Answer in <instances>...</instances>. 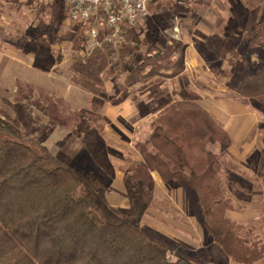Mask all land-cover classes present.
Segmentation results:
<instances>
[{"label": "trees", "instance_id": "obj_1", "mask_svg": "<svg viewBox=\"0 0 264 264\" xmlns=\"http://www.w3.org/2000/svg\"><path fill=\"white\" fill-rule=\"evenodd\" d=\"M168 1L154 0L136 27L122 24L115 44L114 30L100 28L98 47L83 49L86 54L74 61L73 73L95 89L103 88L112 76L120 90L180 74L185 50L180 45L164 47L166 41L157 43L153 33L156 21L170 12ZM61 3H49L53 23L63 14ZM93 22L82 26L89 30ZM78 36L83 37L81 32ZM213 47L208 69L220 80H229L226 86L235 102L264 116V17L236 37L218 38ZM162 97L150 111V131L135 141L139 158L123 168L126 211L109 204V187L99 171L74 170L47 146L28 138L9 112L0 110V264H203L200 252L174 247L141 226L153 205V173L164 185L184 189L215 258L241 264L264 260V242L246 237L244 227L227 217L235 207L220 176L232 145L229 134L191 96L173 101ZM75 120L73 133L99 170L113 177L114 169L99 147L105 132L98 124L101 118L81 110ZM261 160L264 171V150Z\"/></svg>", "mask_w": 264, "mask_h": 264}, {"label": "rangeland", "instance_id": "obj_2", "mask_svg": "<svg viewBox=\"0 0 264 264\" xmlns=\"http://www.w3.org/2000/svg\"><path fill=\"white\" fill-rule=\"evenodd\" d=\"M165 3L170 12L165 14L164 20L158 19L155 23L153 33L157 43L164 39V47L173 44L182 46L184 50L195 49L197 56L191 61L199 59L204 65H207L209 49H215L214 41L236 37L264 17V0H169ZM50 5L36 4L33 0H0V110L9 112L19 121L28 138L47 146L74 170L99 171L108 184V193L122 203L127 198L125 189L121 190L122 184L114 179V175L109 178L99 170L82 142L80 144L76 140L73 132L75 118L80 111L99 115L101 120L96 123L105 131L99 139V147L103 148L113 169L118 168L124 173L123 168L130 164L131 159L139 158L135 141L150 131L153 115L132 120L119 118L112 123L103 117L104 100H113L110 104L114 106L121 99H116L117 96L132 93L139 99L138 106L147 112L157 107L161 96L170 97L171 101L174 97L191 96L208 112L228 114L232 108L223 100L232 99L226 86L229 80H220L203 65L198 66L196 71L183 74L175 80V84L165 78L161 83L149 80L135 89L120 90L111 76L104 82L103 88L95 89L79 80L72 71V65L86 54L83 49H95L99 43L89 36L87 27L68 18L62 3L63 14L59 23H53ZM151 19L155 21V18ZM96 24V21L92 23ZM80 32L82 39L78 36ZM143 33L139 30L141 36ZM119 39L118 35L111 37L114 44ZM174 57L178 58L179 54ZM252 60L256 61V57L253 56ZM223 67L226 65L223 64ZM122 76L125 77V74ZM37 105L47 108L48 112L38 109ZM247 109L256 113L257 125L250 130L245 141L239 143L240 147L234 150V154L230 152L224 157V173L220 178L226 196L233 201L234 210L251 213L250 224L247 220L242 225L246 237L264 242V171L261 160L264 116L252 108ZM216 119L222 124L218 116ZM233 119L229 117L225 122H231L236 132L249 128L244 120ZM214 150L217 151V148ZM154 175V202L149 213L142 218L141 226L157 232L174 247L200 252L203 264H214L213 258L217 253L210 249L200 225L198 233L195 232L197 223L188 206L185 191L165 186L157 174ZM125 204L127 207L118 209L128 210V202ZM208 248L210 252H207Z\"/></svg>", "mask_w": 264, "mask_h": 264}, {"label": "crops", "instance_id": "obj_3", "mask_svg": "<svg viewBox=\"0 0 264 264\" xmlns=\"http://www.w3.org/2000/svg\"><path fill=\"white\" fill-rule=\"evenodd\" d=\"M194 56H197V51H195V49H191V48L185 49V68L180 74H178L173 79H171L173 81V84H175V80L178 78H181V76L183 74L186 75L188 73V71H192V70L196 71L198 66L204 65L202 63V61L199 62V59L198 60L196 59V62L191 61V58ZM204 66L206 69H208L207 65H204ZM118 98H121V99H118ZM116 99H118L119 101L117 100L115 102L114 106H112L110 104L113 102V100L112 101L109 99L104 100L105 101L104 102L105 108L103 109V117L105 119H108L109 121H112V123L116 119L118 120L119 118H123V119L131 118V120H132V118L138 119L141 117H146V116L149 117L150 115H153L150 113V110L147 112L146 111L143 112L142 108H140V106H138V104H137L139 99H137L136 97H133L132 93L127 95V96H124V97L117 96ZM117 102H118V104H117ZM223 102H227V105L232 108V109H229L230 112L228 114H223V112H222L221 114L217 115L215 112H212V111H210V112L215 117L218 116V118L221 120L225 130L227 131L230 138L232 139V145L229 148V151L234 154L235 153L234 150H238V148L240 147V144H241L240 142L245 141V139L247 138V135L250 134V130L253 129L254 127H256L257 119H256V117H254V116H256V113L249 111L246 107L235 102L233 99L223 100ZM229 117L230 118L234 117L233 121L238 120V119H240L241 121L244 120L245 122H247V124H249L246 126L249 128L248 129L245 128V130L243 132H236L235 130H233L231 122L229 124L227 122H225L226 119H228ZM245 122H243V123H245ZM133 126H134V123L132 124V127ZM76 140L79 141L81 144V140L78 137H76ZM84 148H86V147L84 146ZM242 149L245 150L246 148L244 146H242ZM89 158L91 159L90 156H89ZM114 171H115L114 176L116 177V178L114 177V179L122 184L121 190L123 191V189H125V191H126L125 185H123L124 173L118 168L115 169ZM154 174H157V173H153V177L155 176ZM157 176H158L159 180L162 182L160 176L158 174H157ZM154 180L156 182V177H154ZM174 189L175 190L177 189L181 192L184 191L183 188H174ZM125 193L127 196V191ZM107 200L111 206H113L115 208H120V209L123 207H127L125 203L128 202V208H129L128 197L126 198L127 201L123 200V202L120 203L116 197H114V196L112 197V194L108 193L107 194ZM153 202H154V200H153ZM180 208L185 209L184 206H180ZM149 211H150V209H149ZM149 211H148V213H149ZM250 215H251L250 212H237L235 210H230L227 212V217L236 221L240 225H243L247 220H248V223L250 224V220H251L249 218ZM196 223H197V226H196L195 232L198 233L199 228L201 229V226L198 228L199 224H198L197 220H196ZM197 236L199 237V235H197ZM196 249H198V248H196ZM207 250L209 251L210 249L208 248ZM213 261H214V264H241V263L232 261L231 259H227V258L218 259V257L215 259L213 258ZM256 264H264V260H262Z\"/></svg>", "mask_w": 264, "mask_h": 264}, {"label": "built area", "instance_id": "obj_4", "mask_svg": "<svg viewBox=\"0 0 264 264\" xmlns=\"http://www.w3.org/2000/svg\"><path fill=\"white\" fill-rule=\"evenodd\" d=\"M57 0H36L38 4H49ZM68 18L79 25H88L94 19L96 25L88 30L95 40L100 28L104 26L114 30L117 35L120 26L127 24L136 27L149 14L148 7L154 0H60ZM98 20V21H97Z\"/></svg>", "mask_w": 264, "mask_h": 264}]
</instances>
